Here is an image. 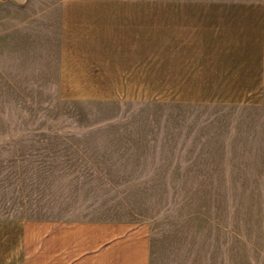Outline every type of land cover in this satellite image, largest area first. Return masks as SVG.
Returning <instances> with one entry per match:
<instances>
[{
  "label": "crops",
  "instance_id": "crops-1",
  "mask_svg": "<svg viewBox=\"0 0 264 264\" xmlns=\"http://www.w3.org/2000/svg\"><path fill=\"white\" fill-rule=\"evenodd\" d=\"M58 3V83H169L171 100L264 110V0ZM94 163L85 155L10 156L0 264H193L192 232L175 234L160 213H144L171 210L159 195L172 187L126 173L141 184L132 208L128 187L106 184L122 208L141 213L118 217Z\"/></svg>",
  "mask_w": 264,
  "mask_h": 264
},
{
  "label": "rangeland",
  "instance_id": "rangeland-1",
  "mask_svg": "<svg viewBox=\"0 0 264 264\" xmlns=\"http://www.w3.org/2000/svg\"><path fill=\"white\" fill-rule=\"evenodd\" d=\"M59 1L0 0V192L11 155L89 156L115 216L141 214L126 173L156 176L171 210L144 213L192 232L193 264H264V110L171 100L169 83H58Z\"/></svg>",
  "mask_w": 264,
  "mask_h": 264
}]
</instances>
